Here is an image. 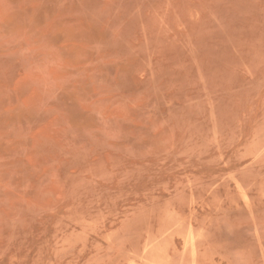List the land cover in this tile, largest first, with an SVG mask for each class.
<instances>
[{
  "label": "rangeland",
  "instance_id": "374dc122",
  "mask_svg": "<svg viewBox=\"0 0 264 264\" xmlns=\"http://www.w3.org/2000/svg\"><path fill=\"white\" fill-rule=\"evenodd\" d=\"M0 264H264V0H0Z\"/></svg>",
  "mask_w": 264,
  "mask_h": 264
}]
</instances>
